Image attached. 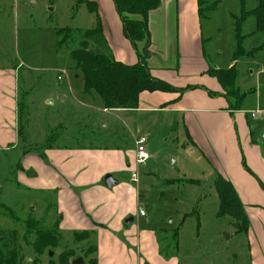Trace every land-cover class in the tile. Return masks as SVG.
I'll list each match as a JSON object with an SVG mask.
<instances>
[{"label":"rangeland","instance_id":"374dc122","mask_svg":"<svg viewBox=\"0 0 264 264\" xmlns=\"http://www.w3.org/2000/svg\"><path fill=\"white\" fill-rule=\"evenodd\" d=\"M259 2L205 0L201 22L208 63L223 70L236 66L242 108L247 113L259 111L258 118L250 120L263 131L264 29L250 14ZM76 4L79 0H0V69L16 72L19 95V138L14 148L0 150V230H17L21 264H60L62 254L68 257L66 264L78 258L95 264L97 254L95 231L83 236L61 230L56 195L22 182L33 181L34 170H24L23 177L19 173L24 163H31L26 156L35 155L47 164L48 148L74 144L136 153L134 142L141 136L147 139L149 158L142 164L134 162L130 171L138 176L136 186L146 215L129 216L134 222L126 225L125 219L123 228L136 235L153 231L160 257L168 264H250L248 234L238 232L240 224L234 218L217 215L216 176L207 161L195 154L182 122L177 123L180 116L104 112L96 92H83L82 75L71 56L82 34L68 49L56 46L57 30L92 28L93 15L85 5ZM239 44L241 52H237ZM215 93L224 97L225 92ZM185 179L201 182L191 185ZM38 230H52L45 233L55 243L41 255L33 250ZM115 235L135 257L145 258L138 245H130L121 232ZM150 261L160 260L153 254Z\"/></svg>","mask_w":264,"mask_h":264},{"label":"crops","instance_id":"0c3cea01","mask_svg":"<svg viewBox=\"0 0 264 264\" xmlns=\"http://www.w3.org/2000/svg\"><path fill=\"white\" fill-rule=\"evenodd\" d=\"M88 1L97 5L103 34L114 58L128 65L137 63L135 49L124 36L113 0ZM198 9L197 0H161V6L149 13L148 65L154 78L178 88L190 85L199 88L184 94L143 92L138 109L122 111L180 116L177 123L182 122L195 154L207 161L215 176L220 175L235 188L250 221L247 235L250 264H264V189L258 182L264 185V138L263 131L256 130L255 121L250 120L257 119L259 111H230L225 97L209 96L208 91L222 93V88L207 73L211 66L203 51ZM92 21L93 27L94 15ZM18 115L16 72L0 69V150L16 146ZM102 149L83 144L48 148L47 164L35 155H28L25 159H31V163H24L19 173L23 177L24 170H34L33 181L29 183L26 178L22 182L56 195L61 230L97 233L96 264L170 263L160 257L153 231L136 235L134 230L123 228L125 219L139 214L142 208L138 182H133L131 177V182L125 180L126 173L136 163L135 152ZM243 159L252 173L245 168ZM106 175H114L117 181L110 189L105 186ZM119 232L130 245H138L145 258L135 257L115 235ZM153 254L159 262L150 261Z\"/></svg>","mask_w":264,"mask_h":264},{"label":"trees","instance_id":"16d2710c","mask_svg":"<svg viewBox=\"0 0 264 264\" xmlns=\"http://www.w3.org/2000/svg\"><path fill=\"white\" fill-rule=\"evenodd\" d=\"M197 1L199 7L198 13L201 19L205 12V0ZM113 3L122 22L124 36L131 42L137 55V63L133 65L121 63L114 58L103 34L97 5L92 1L79 0V4H85L88 11L95 16V24L92 28L84 32L70 28L56 31V46L59 50L70 48L76 42V38L82 34L80 46L72 52L71 56L75 63V69L82 75L83 92L85 94L96 92L105 110H136L139 108V96L143 92H174L184 94L188 90L199 88L191 85L178 88L154 78L150 73L148 65L151 56V35L148 24L149 13L161 6V0H113ZM250 14L255 17L258 27L264 29V0H260L258 7ZM241 51V44H239L237 52ZM237 52L233 60H236ZM232 62L234 63V61ZM207 73L219 83L225 92L224 97L228 102L229 110H242L244 96H241L237 89L236 66L233 64L227 70L211 67ZM208 94L211 97L218 96L213 91H208ZM41 156L45 158L44 155ZM243 163L247 171L252 173L246 166L244 159ZM175 182L176 180L169 181L171 184ZM184 182L198 185L201 181L198 179H185ZM258 182L264 189V185L259 180ZM214 186L219 201L217 215L234 218L240 224L238 225V232L245 235L248 234L250 227L249 217L233 185L220 175H217ZM45 232H52V230H38L36 232L37 238L33 245V250L38 255H41L52 243L55 244L50 241V238L53 236H49ZM178 233V230H175L174 236L178 237ZM74 234L92 236L95 235V232L84 231L81 233L74 232ZM96 252L97 246L95 245ZM67 260L68 257L62 254L60 264H66ZM21 261L22 257L20 256L17 230L1 229L0 264H21ZM94 262L95 264L97 263L96 259Z\"/></svg>","mask_w":264,"mask_h":264},{"label":"built area","instance_id":"2783aa9c","mask_svg":"<svg viewBox=\"0 0 264 264\" xmlns=\"http://www.w3.org/2000/svg\"><path fill=\"white\" fill-rule=\"evenodd\" d=\"M252 115L255 116L254 113H252ZM145 145H146V138L145 137H140V138L136 139V141H135V147H136L135 155H136V163L137 164H142L149 158V154L146 150ZM131 180L133 182H138V176L135 172L132 173ZM139 215L141 217H144L146 215L143 208L139 209Z\"/></svg>","mask_w":264,"mask_h":264},{"label":"water","instance_id":"95a60500","mask_svg":"<svg viewBox=\"0 0 264 264\" xmlns=\"http://www.w3.org/2000/svg\"><path fill=\"white\" fill-rule=\"evenodd\" d=\"M261 136L264 138V130H263ZM104 182H105V186L108 189H110L112 186H114L116 184L117 181L115 179H113L112 175H106L104 178ZM146 208H148V206H146ZM133 220H134L133 217L128 218L126 220V224L131 225L133 223ZM72 264H84V261L82 258H78V259L74 260Z\"/></svg>","mask_w":264,"mask_h":264}]
</instances>
